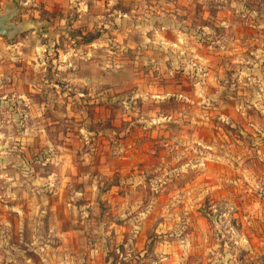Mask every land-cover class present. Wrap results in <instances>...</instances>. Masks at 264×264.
<instances>
[{"label": "rangeland", "instance_id": "obj_1", "mask_svg": "<svg viewBox=\"0 0 264 264\" xmlns=\"http://www.w3.org/2000/svg\"><path fill=\"white\" fill-rule=\"evenodd\" d=\"M3 1L0 264H264V220L235 240L195 176L264 132V0H95L91 29ZM245 176L210 183L257 200Z\"/></svg>", "mask_w": 264, "mask_h": 264}, {"label": "crops", "instance_id": "obj_2", "mask_svg": "<svg viewBox=\"0 0 264 264\" xmlns=\"http://www.w3.org/2000/svg\"><path fill=\"white\" fill-rule=\"evenodd\" d=\"M93 1L95 0H27V3L32 4L33 7L38 5L39 8L31 9V10L33 11L35 15L41 12L43 15V18L47 17L46 15L50 13L51 11H57L56 14L60 18L62 17L64 18L68 14V12H71V15H75L74 17L76 18V21L74 20V24L71 25L70 27L72 28L76 27L77 29H79L80 27H81L80 29H83V28L89 29L90 27L92 28V25L97 23V20H95L94 23H93V20H90V21L87 20V18L92 17V14L94 12V10H92V5H91V2ZM111 1H115V3L117 2V0H111ZM3 3L4 1L0 0V5ZM117 12H118V17H122V18L130 14V13L126 14V12L120 13L118 9H114V13L116 14ZM130 12L132 13L133 10H131ZM93 16H95L96 18L98 17V14L97 15L93 14ZM43 27H44L43 29H48V26H43ZM83 31L84 30H82L81 32ZM86 82H89V80L86 79ZM238 109H240V107H238ZM247 125L254 127V131L258 128L249 123ZM234 126L238 127L237 131L240 134H242L244 130L249 131L245 127L246 123L244 125L243 122L242 123L237 122V124H234ZM260 129L264 131V126L263 128L260 127ZM46 143H50V142L47 140ZM203 143L211 145L210 146L212 148L211 156L215 159L214 162L216 163L211 164V165L209 164L208 167L204 171H202L201 174L198 173L197 175H195L196 179H199L200 177H202V180H203V185L202 186L199 185L197 187L202 188V194L206 195V199L208 200L210 206H213V205L219 206V209H220L219 217L221 220H226V226L230 229V231L234 229L235 231L234 238L236 240L237 236L241 237L245 235L243 233V229H242L243 227H245L248 224L255 225L256 220H264V200L259 199L257 197H256L257 200H253V199H249L248 196L237 195L236 193H243V191H241L243 190V186L240 184H236L232 186V190H229L228 192L226 190L227 189L226 185H223V184L211 185L210 181L214 177V178H219L218 182L221 183V182L227 181V180H222V179H224L225 177H229L232 174L234 175V177L238 175H242V176L244 175V177H246L245 176L246 174H251V177H254L257 174L263 173L264 172V132L261 133L260 138L255 139V142L253 141L250 143V145L254 147H250V151H249L250 156L246 155L245 157L239 155V153H236L234 157L233 155L230 157V154H232V146L223 148V145L219 146V145H215V143L210 144L206 141ZM241 147H243V145H241ZM241 147H238L236 151L240 149ZM244 149H247V148H244ZM231 158L233 159V162H231ZM254 161H256L260 166L259 172H254L252 169H247V166L250 164V162H254ZM228 163H230V165H228ZM60 174L61 172L57 176L59 181L56 184V187L58 190H60L61 188ZM50 180H52L51 176L47 175L45 179L46 181L45 184H48V185L51 184L49 183ZM237 180L239 181V179ZM195 181L196 180L193 177H191V182H189L186 185L185 189H186V194H188V197H189V194L192 188H196V183L194 184ZM111 188L116 189V186L114 187L113 185ZM213 189L215 190L218 189L219 193L216 194L215 192H213L214 191ZM183 190L184 188L178 189L176 185L174 186L172 185L169 190L170 198L172 200L177 201V194ZM212 193H213V197H212ZM216 197H219V201L215 200ZM241 197L244 198L242 201H240ZM113 199L114 200L117 199V201L122 200V205H124L125 202L127 201L126 198L118 197L116 195H114ZM188 200L194 201V197L193 198L189 197ZM189 203L190 202H188V205L193 206V203H190V204ZM231 220H237L238 222H240V224H238L236 221L233 224L231 223ZM112 224L118 225L119 223L114 222ZM115 234L118 235L117 230H115ZM130 236H131L129 239L130 249L135 251V248H136V251L139 252L141 250V244L144 243V240L143 241L141 240L142 236L140 237L139 241H138V238H135L136 235L134 236L130 234ZM250 236H252V234H250L249 237Z\"/></svg>", "mask_w": 264, "mask_h": 264}, {"label": "built area", "instance_id": "obj_3", "mask_svg": "<svg viewBox=\"0 0 264 264\" xmlns=\"http://www.w3.org/2000/svg\"><path fill=\"white\" fill-rule=\"evenodd\" d=\"M250 190L258 198L264 200V172L250 178Z\"/></svg>", "mask_w": 264, "mask_h": 264}, {"label": "water", "instance_id": "obj_4", "mask_svg": "<svg viewBox=\"0 0 264 264\" xmlns=\"http://www.w3.org/2000/svg\"><path fill=\"white\" fill-rule=\"evenodd\" d=\"M7 20H9L8 15H0V36H14L18 31L23 30L21 26H14L12 24L4 25L3 23Z\"/></svg>", "mask_w": 264, "mask_h": 264}]
</instances>
